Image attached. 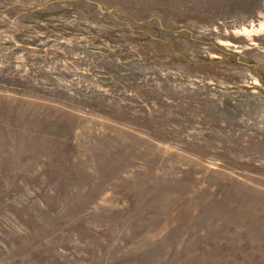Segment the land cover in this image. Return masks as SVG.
Segmentation results:
<instances>
[{"label": "rangeland", "instance_id": "obj_1", "mask_svg": "<svg viewBox=\"0 0 264 264\" xmlns=\"http://www.w3.org/2000/svg\"><path fill=\"white\" fill-rule=\"evenodd\" d=\"M0 264H264V0H0Z\"/></svg>", "mask_w": 264, "mask_h": 264}]
</instances>
